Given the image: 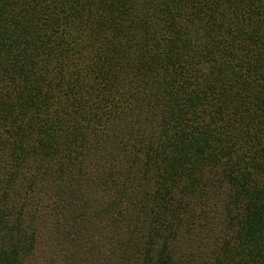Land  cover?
Listing matches in <instances>:
<instances>
[{
  "label": "trees",
  "instance_id": "obj_1",
  "mask_svg": "<svg viewBox=\"0 0 264 264\" xmlns=\"http://www.w3.org/2000/svg\"><path fill=\"white\" fill-rule=\"evenodd\" d=\"M50 241L264 264V0H0V264Z\"/></svg>",
  "mask_w": 264,
  "mask_h": 264
},
{
  "label": "rangeland",
  "instance_id": "obj_2",
  "mask_svg": "<svg viewBox=\"0 0 264 264\" xmlns=\"http://www.w3.org/2000/svg\"><path fill=\"white\" fill-rule=\"evenodd\" d=\"M43 231H45V229H43ZM43 231H41V232L43 233ZM53 236H55L53 230H49L48 233H45V237H49L50 238V237H53ZM113 237L114 236H110L111 239ZM119 238H122V237L119 236ZM184 238L185 237L180 234V237L176 238L174 240L172 245H173V248H174L175 251L180 252L182 250V248L185 247V244H181L183 242V240H181V239H184ZM106 239L109 240V237L106 238ZM119 240L120 239H118L117 241H119ZM51 247L55 248L53 246V242L52 241H50V243L48 245V251L47 252L45 251L44 255H39L38 254L37 259H33L30 264H69L63 258V255H62V252H61V248L58 250L59 254H57V258L55 259V262L53 260L50 262L51 253L49 252V250L51 249Z\"/></svg>",
  "mask_w": 264,
  "mask_h": 264
}]
</instances>
